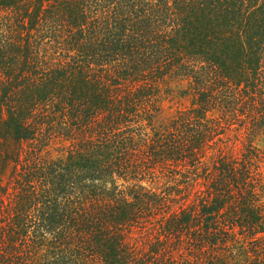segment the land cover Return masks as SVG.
I'll list each match as a JSON object with an SVG mask.
<instances>
[{
	"label": "trees",
	"instance_id": "16d2710c",
	"mask_svg": "<svg viewBox=\"0 0 264 264\" xmlns=\"http://www.w3.org/2000/svg\"><path fill=\"white\" fill-rule=\"evenodd\" d=\"M261 137L264 0H0V264H264Z\"/></svg>",
	"mask_w": 264,
	"mask_h": 264
},
{
	"label": "rangeland",
	"instance_id": "374dc122",
	"mask_svg": "<svg viewBox=\"0 0 264 264\" xmlns=\"http://www.w3.org/2000/svg\"><path fill=\"white\" fill-rule=\"evenodd\" d=\"M185 83L179 84L174 82L170 86V90L168 94H165L161 101V114L159 116V120L166 121L169 117L174 115L178 110L185 108L190 103L189 96H185L181 94V91L185 89ZM256 144L258 147L264 149V137L256 140ZM52 157L61 156L56 151L51 152Z\"/></svg>",
	"mask_w": 264,
	"mask_h": 264
}]
</instances>
